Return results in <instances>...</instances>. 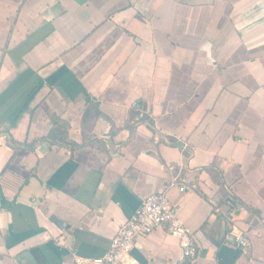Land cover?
<instances>
[{
  "label": "crops",
  "instance_id": "1",
  "mask_svg": "<svg viewBox=\"0 0 264 264\" xmlns=\"http://www.w3.org/2000/svg\"><path fill=\"white\" fill-rule=\"evenodd\" d=\"M161 191L198 254L125 264H264V0H0V264L102 257Z\"/></svg>",
  "mask_w": 264,
  "mask_h": 264
},
{
  "label": "built area",
  "instance_id": "2",
  "mask_svg": "<svg viewBox=\"0 0 264 264\" xmlns=\"http://www.w3.org/2000/svg\"><path fill=\"white\" fill-rule=\"evenodd\" d=\"M176 185L172 183L170 186ZM186 189L183 185L179 188L180 192H185ZM158 228H165L169 235L180 240L186 258H196L198 248L193 239V232L180 221L177 208L170 202L166 192L161 191L144 200L113 238L110 250L104 256L98 258L74 256L65 264H125L131 256L136 240L147 237ZM234 243L244 250L251 248V241L244 232L235 235Z\"/></svg>",
  "mask_w": 264,
  "mask_h": 264
}]
</instances>
